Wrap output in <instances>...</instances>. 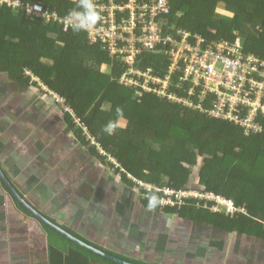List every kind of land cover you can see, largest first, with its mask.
<instances>
[{"label": "trees", "instance_id": "obj_1", "mask_svg": "<svg viewBox=\"0 0 264 264\" xmlns=\"http://www.w3.org/2000/svg\"><path fill=\"white\" fill-rule=\"evenodd\" d=\"M19 1L29 6L40 2L41 7L57 10L61 16L68 15L79 4V0ZM167 1L166 18L172 28L198 34L206 42L240 37L246 50L264 60L261 0L256 1L252 12L248 9L254 0ZM208 3L232 6L229 20L206 15L202 7ZM165 53L166 45L162 43L153 50H144L132 68L140 72L151 69L164 78L170 67ZM102 67L106 68L103 73ZM130 68L110 58L100 45L89 44L85 32L65 31L60 24L42 22L36 16H28L26 11L15 13L0 7V72L18 85L21 92L31 88L42 92L41 83L56 99L62 100L72 111V115L64 113L67 132L76 135L95 161L104 168H114L124 184L139 191L142 206L148 209V197L156 194L159 205L153 211L160 215L188 219L198 228L207 225L237 237L264 238V190H257L260 182H264V116L258 113L254 117L261 131L245 135L240 123L212 117L209 110L202 112L198 107L207 109L213 97L201 101L198 93L189 95L187 84L183 88L178 86V73L171 75L170 92L191 106L143 93L141 87L120 84V77ZM27 71L37 81H32ZM132 78L139 77L136 74ZM236 116L247 118L248 110L240 107ZM75 119L85 127L86 135L83 136L82 128L76 129ZM167 190L213 193L232 201L244 212H214L213 203L194 198L170 206L165 203L169 198ZM250 191L258 192L260 202L248 199ZM18 207L27 213L21 205ZM44 228L49 237L48 264H115L74 244L52 228Z\"/></svg>", "mask_w": 264, "mask_h": 264}, {"label": "crops", "instance_id": "obj_2", "mask_svg": "<svg viewBox=\"0 0 264 264\" xmlns=\"http://www.w3.org/2000/svg\"><path fill=\"white\" fill-rule=\"evenodd\" d=\"M14 92L25 110L30 104L37 108H31L36 113L43 108L51 125L59 123V118L49 115L51 103L59 113L68 112L58 99L49 97L52 93L32 88L21 92L0 72V110L4 107L1 98L13 100L10 95ZM37 92L45 99H37ZM2 112L0 169L21 198L71 235L134 264H233L238 260L239 264H264L256 256L250 260L242 253L249 244L243 235L214 232L207 225L198 228L188 219L159 217L148 211L140 204L137 191L124 184L120 176L119 182H112L111 169L95 167L97 162L85 149L81 151L78 138L67 132V127H60L61 133L52 135L24 121L28 113L11 118L2 116ZM71 149L79 155L69 154ZM95 186L103 190L96 193L99 187ZM18 204L0 178V264H48L47 225L21 205L28 214L22 211ZM224 248L229 252L223 257ZM214 258L221 260L216 262Z\"/></svg>", "mask_w": 264, "mask_h": 264}, {"label": "built area", "instance_id": "obj_3", "mask_svg": "<svg viewBox=\"0 0 264 264\" xmlns=\"http://www.w3.org/2000/svg\"><path fill=\"white\" fill-rule=\"evenodd\" d=\"M93 3L99 20L91 28L81 31L87 34L89 44L100 45L110 58L131 67L120 77V84L135 89L141 87L143 93L191 106L176 93L170 92L171 75L178 73V86L183 88L187 84L189 95L198 93L201 101H205L207 96L213 97L207 109L198 107L202 112L207 113L209 110L212 117L240 123L245 128V135L261 131L254 122V117L258 113L264 116V60L246 50L245 44L241 50L239 44L244 43L243 39L236 37L233 40L206 42L198 34L172 28L166 18L169 14L167 0H93ZM41 6L43 5L40 3L29 6L23 5L19 0H0V7L9 8L15 13L26 11L28 16H36L42 22H54L60 24L65 31L73 30L68 15L61 16L57 10ZM160 43L166 45L165 57L170 65L167 76L160 78L151 69L140 72L132 68L144 50H153ZM26 74L35 81L29 71ZM136 74L139 77L137 80L132 78ZM138 95L141 97L142 93ZM58 102L64 105L62 100L58 99ZM240 107L248 110L247 118L236 116ZM66 110L72 115L71 110ZM75 122L86 133L80 121L75 119ZM149 189L147 187V191ZM166 195L169 198L165 203L170 206L180 205L182 199L194 198L213 203L214 212H244L243 209H237L232 201L213 193L167 190Z\"/></svg>", "mask_w": 264, "mask_h": 264}, {"label": "flooded vegetation", "instance_id": "obj_4", "mask_svg": "<svg viewBox=\"0 0 264 264\" xmlns=\"http://www.w3.org/2000/svg\"><path fill=\"white\" fill-rule=\"evenodd\" d=\"M10 96H13V100H6V97L4 96V97H2L1 99H3L2 100V105L4 106L3 108H1V110H0V112H2V109H7V110H9V112H7V111H4V112H2L1 113V115L3 116V114H5L6 116H8V117H10L11 116V118L14 116V114H16L17 116H21L20 115V113H22V114H24V113H28L27 115H26V119L24 120V121H27V122H30V123H32V124H34V125H36L37 127H38V129H44V130H46L47 132H51L52 133V135H54L55 133H58V132H60V127H64V129H66V127H67V124H65L64 122H65V115H64V113H61V115H59V123H55V124H53V125H51L49 122H48V120H47V118L49 119V117L48 116H46V112H44L43 111V108L42 109H39L38 111H37V113H38V115H36L37 113L34 111V110H32L31 108H36L35 106H33L32 104H30V107H29V110H25V108H23V107H20V103H17V100H19L18 98H17V93L16 92H14V94H12V95H10ZM57 98V97H56ZM51 102H53V101H51ZM25 103V102H24ZM54 104V103H53ZM25 105V104H24ZM28 106V105H27ZM36 110H37V108H36ZM7 112V113H6ZM30 113V114H29ZM21 120H22V118H20ZM73 123H74V125L76 126V129L78 128H80L79 126H78V124L75 122V120H73ZM56 125V130L54 131H50L52 128H53V126H55ZM32 128V127H31ZM32 130V129H31ZM61 133V132H60ZM76 137V136H75ZM78 142L80 143V141H79V139H78ZM81 145V144H80ZM87 151V150H86ZM87 153H88V155L90 156V158L91 159H93L94 161H95V159H94V157H92L90 154H89V151H87ZM132 191H133V189L131 188V187H129ZM131 190H130V193H132L131 192ZM137 191V190H136ZM137 193H138V200L140 201V198H141V194L139 193V191H137ZM132 197V194H130V198ZM129 198V199H130ZM134 199H135V194H134ZM140 204H141V202H140ZM142 205V204H141ZM148 211H150V212H154L153 210H149V209H147ZM157 216H162V215H160L159 213H157V212H154ZM212 230L214 231V232H221V233H223V234H226L227 232H225V231H223V230H221V229H216V228H212ZM228 234V233H227ZM244 237H245V242H247V243H249L248 244V246L246 245V246H244L243 247V252L241 251V249H239L240 250V252H242V253H244L245 254V251H247V253H246V258H249L250 260H253V258H255L254 256H256V258L255 259H259L261 262H263L264 263V260H263V257H264V238H260V237H256V236H250V235H243ZM236 237V236H235ZM214 238V237H213ZM263 240V242H261ZM243 245V244H242ZM241 245V246H242ZM219 245H217V248L219 249V247H218ZM230 257H231V255H230Z\"/></svg>", "mask_w": 264, "mask_h": 264}, {"label": "rangeland", "instance_id": "obj_5", "mask_svg": "<svg viewBox=\"0 0 264 264\" xmlns=\"http://www.w3.org/2000/svg\"><path fill=\"white\" fill-rule=\"evenodd\" d=\"M210 1V0H209ZM256 1H260V0H254V2H252V5H251V7L248 9L249 11H254V7H255V3H256ZM262 2H264V0H261ZM205 7H202V10H203V12L206 14V15H209V14H211L212 16L213 15H218V16H220V17H222V19H227V20H229V14H232V12H233V10H234V8L232 7V6H230V5H226V6H221V5H215V4H203ZM253 7V8H252ZM211 30H214V27L213 28H210ZM240 49L242 50L243 49V47H244V43L243 42H240ZM106 71V68L105 67H102L101 68V72L103 73V72H105ZM40 84V88H42L41 90L43 91V92H47V89L45 88V87H43L42 86V84L41 83H39ZM49 95V94H48ZM37 99H39L40 101H42V100H44L45 99V96L43 95V94H41V93H38L37 92ZM41 97V98H40ZM52 100H57L56 99V96H54V95H50L49 96ZM35 99V98H34ZM37 99H35V101L37 100ZM39 100H37V101H39ZM58 101V100H57ZM59 105L60 106H62L63 108H64V111H65V108H67V107H65L66 105L64 104V106H63V104L61 103V102H59ZM46 108L48 109L49 107L48 106H46ZM50 110H49V115H51V117L52 118H54V119H56V120H58V118H59V115H61L60 113H59V110L57 109V107L53 104V103H51V106H50ZM1 125V124H0ZM84 135H86V133L85 132H83V136ZM86 139L88 140V137H86ZM91 144H92V140H91ZM82 147V146H81ZM95 147L96 148H99V145H95ZM83 149V148H82ZM81 151H84L85 152V150L83 149V150H81ZM81 151H80V153H81ZM69 154H73V155H79L78 154V151L76 150V151H73L72 149L69 151ZM93 160V159H92ZM110 162H112V163H114L115 164V161L114 160H109ZM96 162H97V164L95 165V167L97 168V166H99L100 168H104L103 167V165H100V163H99V161H97L96 160ZM108 162V161H107ZM112 169V171H110V173H111V181L113 182V181H115V182H119V175L118 174H116L115 172H113V170H115L114 168H111ZM116 174V175H115ZM105 183V182H104ZM100 185H101V182H100ZM104 186H106V185H104ZM95 187H99V186H95ZM240 188V187H239ZM92 189V188H91ZM87 190H90V188H87ZM98 190H103L101 187H99L98 189L96 188V193H97V191ZM257 190H264V182H260V184H259V186H258V188H257ZM99 192V191H98ZM191 192H193V193H198V192H200L199 190H192ZM251 193H247V197H248V199H255V200H257V202H260L259 201V198H258V195H257V193L258 192H252V191H250ZM132 194V193H131ZM111 199H112V196H111ZM213 200H216V199H213ZM219 204H220V201H217ZM226 252H229V250L228 249H226V248H224V253H223V257H224V255H225V253ZM246 251H245V256H246ZM243 258V257H242ZM221 259H217V258H214L213 259V261H216V262H218V261H220ZM243 260H246L245 258H243ZM230 261L231 262H233V260H232V258L230 257ZM203 262V261H202ZM240 263V261L238 260V261H234L233 262V264H239Z\"/></svg>", "mask_w": 264, "mask_h": 264}, {"label": "water", "instance_id": "obj_6", "mask_svg": "<svg viewBox=\"0 0 264 264\" xmlns=\"http://www.w3.org/2000/svg\"><path fill=\"white\" fill-rule=\"evenodd\" d=\"M0 178L2 179L3 183L5 184V186L7 187V189L11 192V194L14 196V198L29 212V214H31L33 217H35L37 220L41 221L43 224L47 225L48 227L52 228L53 230H55L57 233L61 234L62 236H64L65 238H67L68 240H70L71 242H73L74 244L85 248L86 250H89L90 252L99 255L100 257L113 262L115 264H134L125 260H122L116 256H113L111 254H108L105 251H102L82 240H80L79 238H77L76 236L71 235L69 232H67L66 230H64L62 227L56 225L55 223L51 222L50 220H48L47 218H45L40 212H38L37 209L31 207L23 198H21L16 192L15 190H13L10 186V184L8 183L5 175L3 174L2 170L0 169Z\"/></svg>", "mask_w": 264, "mask_h": 264}, {"label": "clouds", "instance_id": "obj_7", "mask_svg": "<svg viewBox=\"0 0 264 264\" xmlns=\"http://www.w3.org/2000/svg\"><path fill=\"white\" fill-rule=\"evenodd\" d=\"M68 18L72 29L78 32L94 26L99 20V14L93 0H79L78 6L68 13ZM158 205L159 196L156 194L150 195L146 207L149 210H154Z\"/></svg>", "mask_w": 264, "mask_h": 264}]
</instances>
